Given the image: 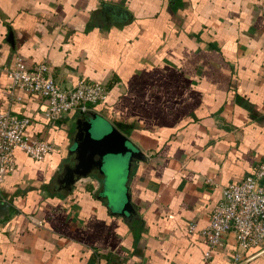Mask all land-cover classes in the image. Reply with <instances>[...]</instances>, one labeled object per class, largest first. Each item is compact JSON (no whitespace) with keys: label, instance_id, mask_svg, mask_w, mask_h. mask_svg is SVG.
I'll list each match as a JSON object with an SVG mask.
<instances>
[{"label":"crops","instance_id":"crops-1","mask_svg":"<svg viewBox=\"0 0 264 264\" xmlns=\"http://www.w3.org/2000/svg\"><path fill=\"white\" fill-rule=\"evenodd\" d=\"M16 58L46 61L65 87L104 82L91 112L143 159L66 182L84 113L47 119L43 98L9 86ZM0 107L54 145L39 160L13 152L0 264H232V233L205 259L198 230L221 188L264 158V0H0Z\"/></svg>","mask_w":264,"mask_h":264},{"label":"built area","instance_id":"built-area-1","mask_svg":"<svg viewBox=\"0 0 264 264\" xmlns=\"http://www.w3.org/2000/svg\"><path fill=\"white\" fill-rule=\"evenodd\" d=\"M5 71L10 87H18L43 98L45 117L51 121L68 111H89L91 104L104 100L108 92L104 82L84 78L77 79L69 87L62 86L49 73L44 60L28 64L16 58ZM28 124V117L0 107V181L13 169L15 149L39 160L54 147L51 140L30 135ZM194 227L193 223L187 225L188 231H193ZM228 232L232 233L235 241L232 264L243 261L251 254L264 258V158L242 179L221 188L206 224L198 230V235L206 243L203 258H208L214 248L222 246Z\"/></svg>","mask_w":264,"mask_h":264},{"label":"water","instance_id":"water-1","mask_svg":"<svg viewBox=\"0 0 264 264\" xmlns=\"http://www.w3.org/2000/svg\"><path fill=\"white\" fill-rule=\"evenodd\" d=\"M7 36L10 38V33ZM82 113L84 114L76 119L75 129L70 136L68 150L72 154L73 162L65 167L66 182L72 183L94 170L104 176L102 165L107 156H118L125 160L126 169L134 160L143 159L142 152L118 129L101 120L91 110ZM7 206V202L0 201V212H5ZM120 210L123 214L133 210L127 195Z\"/></svg>","mask_w":264,"mask_h":264},{"label":"rangeland","instance_id":"rangeland-1","mask_svg":"<svg viewBox=\"0 0 264 264\" xmlns=\"http://www.w3.org/2000/svg\"><path fill=\"white\" fill-rule=\"evenodd\" d=\"M100 119H101V120H104V119H102V118H100ZM104 121H105V120H104ZM105 122H106V121H105ZM105 122H104V123H105ZM117 157H118V156H117ZM117 157H116V156H112V155H111V156H107L106 159H105V162L107 161V163H108V160H110V159L112 160V159H115V158H117ZM105 162H104V164L102 165V169H103L104 172L106 173V172L108 171V170H107V168H108V164H106ZM125 171H126V166H125ZM111 185L113 186L112 183H111ZM112 190H113V188L111 189V191H112Z\"/></svg>","mask_w":264,"mask_h":264}]
</instances>
